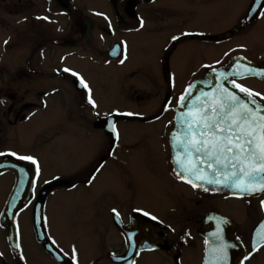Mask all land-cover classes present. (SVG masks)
<instances>
[{"label":"flooded vegetation","instance_id":"obj_1","mask_svg":"<svg viewBox=\"0 0 264 264\" xmlns=\"http://www.w3.org/2000/svg\"><path fill=\"white\" fill-rule=\"evenodd\" d=\"M253 1L0 0V11L8 13H0V38L7 33L0 41V159H8L0 163V264H205L210 242L202 231L212 213L227 217L237 236L219 245L240 244L243 264H263L264 242H253L264 219V207L258 214L255 203L260 196L215 192L181 177L172 141L177 106L193 81L236 56L264 65L255 57L258 49L250 46L264 31V6L248 19ZM249 29L250 37L237 43ZM23 31L31 42H20ZM225 42H235L227 53L232 56L209 67V47ZM32 45L34 59L29 57ZM72 48L88 51L90 57L68 67L63 52ZM8 50L20 51L24 65L7 74L1 59ZM193 51L202 55L196 69L189 59ZM49 53L53 63L45 67ZM81 67L115 75L125 103L103 108L100 94L106 85L87 89L84 73H76ZM62 69L76 74L64 77ZM46 76L69 79L76 89L69 96L89 101L65 106L60 83L50 90L34 87ZM78 80L83 89L76 86ZM252 80L264 82L257 76L233 78L264 105V87H251ZM146 82L155 85V94L148 93ZM81 141L87 144L82 147ZM72 149L77 155L67 169L64 158ZM100 182L107 184L98 192L107 193V202L102 205L92 195L86 231L93 237H54L48 228L50 207L60 206L65 192ZM41 192L45 228L60 259L35 232ZM12 194L28 196L14 215L19 238L13 246L2 222ZM150 198L158 199V208L144 202Z\"/></svg>","mask_w":264,"mask_h":264},{"label":"water","instance_id":"obj_2","mask_svg":"<svg viewBox=\"0 0 264 264\" xmlns=\"http://www.w3.org/2000/svg\"><path fill=\"white\" fill-rule=\"evenodd\" d=\"M263 6L264 0H254L248 19L255 18ZM247 76H257L264 79V65L252 62L243 56H236L226 65L210 70L203 78L196 79L189 86L176 110V125L172 134L173 162L177 173L193 184L211 191L257 197L264 194V190L248 192L243 191L242 188L247 186L253 189H264V174L247 175L252 170L248 168L249 162L243 156L239 160L225 159L218 153L211 151V145L205 146L197 143V141L212 139V131L205 128L204 123L225 118L231 108L239 109L241 105L247 104L254 112L259 109V114L264 115L262 102L252 94L249 95L248 91H241L240 88L235 87L236 84L232 81L235 77ZM76 84L79 89H83L81 80H78ZM233 95L239 99L233 101L231 99ZM201 133H206V135L202 136ZM198 147H208L209 154L205 155L203 151L198 152L196 150ZM235 154L234 151L233 153H226V156L233 157ZM218 156L219 163L216 162ZM3 161L8 162V159H0V163ZM242 168L244 169L243 172L241 171ZM237 184L240 186L237 187ZM16 197L18 198L17 206H15ZM27 200L28 196L22 199L21 195L12 194L4 209L2 222L8 227L11 246L15 245L19 238L14 215ZM44 203L45 195L41 192L34 210L35 232L38 241L43 242L45 248L55 258L60 259L57 255L59 249L49 240L45 228L43 220ZM202 232L206 237H209L210 242L205 264H243L244 251L240 244L234 248L219 245L224 240L237 237L234 227L227 217L219 213L210 214ZM253 237L256 246L264 242V219L255 228Z\"/></svg>","mask_w":264,"mask_h":264},{"label":"rangeland","instance_id":"obj_3","mask_svg":"<svg viewBox=\"0 0 264 264\" xmlns=\"http://www.w3.org/2000/svg\"><path fill=\"white\" fill-rule=\"evenodd\" d=\"M6 13L7 12L4 11V9L1 8L0 13ZM17 16H20L17 14ZM228 23V21H225L224 19V25L226 26ZM2 26H5L3 23H1ZM212 25V19H210V23L209 26L211 27ZM8 26V24H7ZM23 26H25V24H23ZM260 30V29H259ZM259 30L257 32H252V35L254 33H258ZM264 31L259 32L262 33L261 35L255 37V39L252 41V43H250V46L252 48H256L258 49L256 51V58L257 59H262L264 60ZM211 33H216L215 31H211ZM2 37L0 38V41L6 36L7 33H1ZM251 34V30H247L245 33H242L238 40L237 43L242 44V39L244 38H249ZM242 36V37H241ZM19 40L21 43H26V42H31L30 41V37L28 34V31L26 32H22L21 35L19 36ZM13 42V40H10V42ZM233 43H228L225 42L223 43L220 47H209V55H208V60H209V67L218 65V64H222L224 63L227 59H229L230 56L232 55H228L227 53L229 52V49L232 48V44ZM25 52L27 51V49H22ZM64 62L66 63V65L68 67L71 66V68H73L75 65V63L80 59L85 56L88 55L90 57V55L88 54V51H84V50H78L77 48H72V49H64ZM29 57L31 59L36 58V54H35V47L32 45V51L29 55ZM201 53L198 51H193L190 56V63L192 65L193 69H196L197 66L200 63L201 60ZM52 58L53 56L49 53V55L47 56V58L43 61L45 67H50L52 65ZM2 63L5 65V69H6V73L8 74L9 72H12L15 69H20L23 67L24 62H22V54L19 51L18 54H15L14 52L11 51H7V55L3 56ZM62 70H66V69H62ZM76 71V70H75ZM84 73L82 75L83 80L85 81L86 85H87V89H89L91 86L95 85V83L101 85V84H105L106 85V89L104 92H102L100 95V103L101 106L103 108H110V107H114V106H120L123 105L125 103V98L122 95V91L120 90V88L117 85V80H116V76L114 75V78L111 77L109 74L111 72H107L106 70L103 72H99L98 70L95 72H92L91 70H89L88 68L85 67H81V69H78V71L76 72L78 75H80L81 73ZM73 73V74H76ZM72 73H70L69 70L65 71L64 74H62L64 77H69L71 76V78L74 76ZM49 79V80H46ZM38 82L34 84V87H39V88H43L46 90H50L52 87H55L57 85V82L60 83L59 85L61 87H64L65 91H66V99H65V106H71L74 107H79V106H84L86 104V101L88 102L89 99L87 97H80L78 98V100L75 99L73 100L72 96H69V93H71L70 91H72V88L75 89V87L71 86L72 84L70 83L71 81L69 79L67 80H59V81H54L53 78L46 76L45 78L42 79H37ZM53 81V82H52ZM148 82V81H147ZM146 82V88L148 91V93L151 94H155L156 88L155 85L151 86ZM254 82V83H253ZM250 86H254L257 88L256 85L262 86L264 87V82L261 80H252L249 82ZM256 84V85H255ZM260 88V87H259ZM262 89V88H261ZM76 90V89H75ZM257 95V94H256ZM73 100V101H72ZM99 102V101H98ZM66 111H71L70 114H72V110L71 109H66ZM69 114V113H68ZM69 114V115H70ZM87 143L85 141H81V146L84 147ZM77 154L75 153V150H69L66 152V156H65V162H64V166L68 169L70 166L74 165V159L75 156ZM63 159V160H64ZM62 160V161H63ZM107 184L105 182H100L97 183L95 185H93L90 189H86L83 188L80 191L77 192H70L64 193V197L62 200V204L60 206L55 207L54 209H52V207H50V210L48 212V228L49 231L53 234L54 237H64L65 239H68V237H93L92 233L89 232L88 229L90 227V223H89V206L91 203V199L94 196V200H98V202H100V204H104L107 202V193H104L102 195L98 194V192H101L102 190L106 189ZM95 194V195H94ZM93 195V196H92ZM144 202L149 203L152 207L158 208V199L156 198H150V200H144ZM256 206H257V211L258 214L260 213V210L263 209L264 207V194L261 195L259 198H257L255 200ZM59 208H61L62 210L59 211ZM82 220H86L89 224L86 226V224L82 221ZM87 229V231H86ZM102 237H104L105 233L102 232ZM26 239H28V237H26ZM263 256L261 258L262 263L264 264V251L262 253Z\"/></svg>","mask_w":264,"mask_h":264},{"label":"snow or ice","instance_id":"obj_4","mask_svg":"<svg viewBox=\"0 0 264 264\" xmlns=\"http://www.w3.org/2000/svg\"><path fill=\"white\" fill-rule=\"evenodd\" d=\"M173 39L179 38L174 37ZM235 87L240 88L241 91H247L240 85H235ZM249 95H251L250 92ZM231 99L236 101L239 97L233 95ZM221 107L223 108L224 106L222 105ZM259 112V109H256L254 112L247 104L241 105L239 109L231 108L225 118L219 121L212 120L211 123L207 121L204 123L205 128L211 129L212 139L197 141V143L205 146L211 145V151L218 153L219 156H223L225 159L239 160L243 156L249 162L248 168L252 170L247 175L256 176L264 174V115H260ZM201 135H206V133H201ZM196 150L198 152L203 151L205 155L209 154L208 147H198ZM234 151L236 154L233 157L226 156V153H233ZM219 156L216 161L217 163L220 162ZM20 158L32 160L31 157ZM33 162L35 163L34 160ZM241 171L243 172L244 169L242 168ZM239 186L237 184V187ZM242 190L251 192L264 189H253L244 186ZM113 211L115 212V210ZM73 252L75 253V249Z\"/></svg>","mask_w":264,"mask_h":264}]
</instances>
